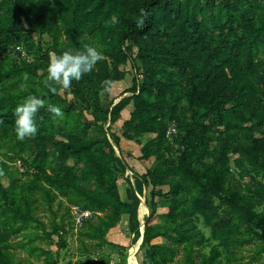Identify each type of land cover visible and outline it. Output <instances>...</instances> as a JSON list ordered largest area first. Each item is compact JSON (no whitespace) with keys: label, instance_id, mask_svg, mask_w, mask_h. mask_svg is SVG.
I'll use <instances>...</instances> for the list:
<instances>
[{"label":"trees","instance_id":"obj_1","mask_svg":"<svg viewBox=\"0 0 264 264\" xmlns=\"http://www.w3.org/2000/svg\"><path fill=\"white\" fill-rule=\"evenodd\" d=\"M44 36L50 40L46 49ZM16 45L34 50V59L3 64ZM87 46L102 53L91 73L67 90L45 84L51 56ZM136 62L132 86L101 109V94L109 95L125 78L122 67ZM60 88L71 98L61 96ZM30 95L45 103L28 145L36 150L33 164L17 160L20 166L12 168L0 159L9 177L7 186L0 177V264H57L34 243L55 235L58 248L64 245V220L52 222L51 233L28 228L39 222L35 190L53 215L59 196L90 211L78 231L97 247L127 216L129 231L142 236L139 251L148 247L149 264H171L180 251L184 264H224L223 253L227 264H264V0H0L4 132L16 134L14 110ZM183 104L188 111L178 115ZM48 105L60 107L63 117L53 116ZM87 109L93 121L85 117ZM128 109L121 135L140 146L141 160L154 165L134 177V185L127 179L123 199L118 182L128 166L120 138L113 134L110 141L107 133ZM170 123L176 125L171 137ZM144 135L149 138L142 143ZM57 137L72 156L84 159L83 175L95 188L79 186L68 173L47 171L44 150ZM231 155L237 156V173L230 168ZM145 184L149 196L141 201ZM141 202L148 209L142 220ZM200 220L209 237L198 227ZM158 238L163 242L153 243ZM246 246L253 247L247 261L240 255ZM18 250L25 256L17 257Z\"/></svg>","mask_w":264,"mask_h":264},{"label":"rangeland","instance_id":"obj_2","mask_svg":"<svg viewBox=\"0 0 264 264\" xmlns=\"http://www.w3.org/2000/svg\"><path fill=\"white\" fill-rule=\"evenodd\" d=\"M44 41V49L48 47L50 44V40L47 36L43 37ZM32 51H28L23 45H16L10 47L6 52V57L1 59L3 64L10 63V61H31L34 59V53ZM136 52V50H135ZM135 67L131 65V63L122 67V69L126 72L125 78L120 83H114L111 87L110 94L105 95L101 94V109L106 110L109 107V104L112 103L113 99L118 96L116 101H119L121 97H119L123 92V90L127 87L132 86L134 74L136 69L139 70V63H135ZM136 68V69H135ZM58 93L61 96H66L70 99L71 95L66 92V95L62 88L58 90ZM124 96V95H123ZM111 106V105H110ZM77 109L80 107L77 105ZM130 109L123 111L121 118L114 123L109 128V133H107V137L110 141H112V135H116L120 138V149L122 151L121 157L124 159L128 168L126 174L123 178L119 179L118 186L119 192L123 199L126 198V190L129 187L127 183V179L130 181L132 185H134L135 179L134 177H142L146 174L147 170L151 168L154 164L150 161H143L140 159V146L134 141L126 140L121 135V128L124 120L128 118ZM183 111H188L187 106L185 104L181 105L178 109V115H181ZM189 115V114H187ZM85 117L88 121H93L92 110H88L85 112ZM104 130L107 131L109 126V121L103 125ZM4 132L0 128V159L1 161L7 162L12 168L20 166L17 160L23 161L25 165H32L33 158L36 154L35 148H29V144L32 145L31 137L25 138L23 141L19 140L16 134H13L12 131ZM262 131L264 132V126L262 127ZM176 133V125L174 123H170L168 126L167 134L171 137L172 134ZM149 138L148 135H144L141 137V142L144 143ZM64 141H61L58 137L55 142L48 144L46 149L44 150L43 157L46 161V169L49 173H68L79 186L85 189H93L95 188V183L93 179L85 178L82 172V168L84 166V159H77L72 156L64 146ZM116 152V156L120 157L118 153L117 147L114 149ZM236 155H231L230 168L237 173L236 168L233 165V160L236 158ZM11 158V160H10ZM14 163V164H13ZM15 165V166H13ZM30 171V170H29ZM0 177L2 184L4 186L8 185L9 177L6 176L0 170ZM21 180L28 181L31 180L30 177L26 175L20 176ZM150 186L147 184L143 187V194L141 196V201L145 200L146 197L149 196ZM34 190V189H33ZM34 197L36 201L34 202V206L36 209L34 210V216L38 219L39 222L28 224V228L38 230V231H46L48 233L52 232V222L59 223L60 219L63 217L64 220V245L58 248L57 241L58 238L54 235L51 239H48L42 243H34L39 247L50 252L51 256L57 261V264H149L150 261L148 259V247L144 246L140 248L141 238L139 237V232L132 233L128 228L127 216H122L121 220L114 227L112 231H110L107 236V242L102 247H97L95 243L86 240L80 236V233L75 230V227L72 222V207L64 198L58 197L53 205L52 212L47 207L46 202L42 199L41 193L38 190L34 191ZM148 209L143 208V202H141L138 208V216L142 220V217L147 213ZM148 217V216H147ZM146 217V218H147ZM198 227L204 233L206 237L210 236V229L204 224L203 220H200L198 223ZM122 237L125 239V243H119L118 238ZM138 240L136 241V239ZM136 241V242H135ZM163 239L158 238L154 240L153 243H162ZM211 244H216L212 242ZM252 246H246L240 251V255L245 256V261H247L251 255ZM209 251L208 247L202 248V252L207 253ZM17 257H24L25 253L22 250H18L16 253ZM109 259V260H108ZM224 264H227L225 253H223L221 257ZM183 253L180 251L176 256L175 260L171 264H184L183 262ZM264 263V261H261ZM51 263V262H50Z\"/></svg>","mask_w":264,"mask_h":264},{"label":"clouds","instance_id":"obj_3","mask_svg":"<svg viewBox=\"0 0 264 264\" xmlns=\"http://www.w3.org/2000/svg\"><path fill=\"white\" fill-rule=\"evenodd\" d=\"M139 24L144 25L145 20L140 19ZM101 59L102 53L93 46H87L83 51H65L60 55H53L49 60L48 80L45 84L54 82L67 90L72 86L73 81H79L84 75L91 73ZM25 78L27 79V75ZM104 87L106 91L109 90V82L106 81ZM44 107V100L34 95L26 97L17 105L14 115L15 132L19 140L23 141L37 134V116ZM47 110L57 118H62L64 115L58 106L48 105Z\"/></svg>","mask_w":264,"mask_h":264},{"label":"built area","instance_id":"obj_4","mask_svg":"<svg viewBox=\"0 0 264 264\" xmlns=\"http://www.w3.org/2000/svg\"><path fill=\"white\" fill-rule=\"evenodd\" d=\"M91 216V212L87 210H80L78 207H72V218H73V225L75 230L80 228L83 225V222L86 218Z\"/></svg>","mask_w":264,"mask_h":264},{"label":"crops","instance_id":"obj_5","mask_svg":"<svg viewBox=\"0 0 264 264\" xmlns=\"http://www.w3.org/2000/svg\"><path fill=\"white\" fill-rule=\"evenodd\" d=\"M119 97H121V96H119ZM117 98H118V96L115 97V99H113V104H115L116 102H118V101H116ZM115 228H116V227H115ZM113 229H114V228H113ZM113 229H111L110 231H112ZM118 242L124 244V243H125V239L122 238V237H119V238H118Z\"/></svg>","mask_w":264,"mask_h":264},{"label":"bare ground","instance_id":"obj_6","mask_svg":"<svg viewBox=\"0 0 264 264\" xmlns=\"http://www.w3.org/2000/svg\"><path fill=\"white\" fill-rule=\"evenodd\" d=\"M114 146V148L116 147L115 145H113ZM143 232V231H142ZM142 237V236H141Z\"/></svg>","mask_w":264,"mask_h":264}]
</instances>
